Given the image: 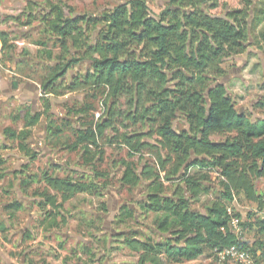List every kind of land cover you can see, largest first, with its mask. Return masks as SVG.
Masks as SVG:
<instances>
[{"label": "trees", "instance_id": "1", "mask_svg": "<svg viewBox=\"0 0 264 264\" xmlns=\"http://www.w3.org/2000/svg\"><path fill=\"white\" fill-rule=\"evenodd\" d=\"M238 1L241 7H234L232 0H169L159 19L150 15L143 0H132L95 17L74 18L67 17L60 5L50 4L42 16L46 35L60 48L54 66L43 80V91L59 95L60 86H66L70 92L90 90L96 97L104 98L105 103L104 115L95 124L74 130L73 143H68L71 141L68 137L62 139L63 130L51 125L49 137L59 140L57 144L64 149L66 146L67 151H80L87 166L104 161L105 152L100 144L105 142L128 149L131 157L144 152L151 154L163 173L174 162L172 175L182 173L181 186L169 195L164 184L158 182L161 176L155 169L145 165L138 174L128 160L115 164V179L130 189L143 181H152L146 199L140 203L142 211L159 216L155 222L159 239L155 241L145 235V240L137 236L124 238V245L139 254L140 264L203 260L234 246L254 256L260 252L264 262V239L251 247L228 231L230 217L226 204L234 199L232 191H241L250 202L263 206L249 175L264 179V119L254 122L237 112L227 88L219 82L226 75L222 67L226 60L244 54L250 47L247 18L254 0ZM220 8L222 13H215ZM28 17L31 24V17L35 16ZM259 22L257 25L262 21ZM7 39V34L0 31L3 52ZM47 56L52 58V53ZM83 63L88 66L85 72L70 77ZM259 108L264 110V100ZM180 117L188 125V131L174 129ZM27 118L26 128L32 129L41 116ZM137 126H142L143 131L128 132ZM121 127L127 130L122 132ZM5 134L13 141L22 136L25 142L30 131L17 134L7 129ZM214 135L226 140L213 142ZM21 149L32 161L37 159L25 143ZM193 168H216L226 181L218 203L204 213L191 206L209 193L203 183L208 177L190 176ZM92 175L80 179L53 176L49 171L41 175L45 188L33 194L41 200L36 204L52 221L51 227H58L61 214L53 216L48 208L61 212L76 196L99 195L108 188L96 183L100 178L106 179V174L92 167ZM26 179L21 182V191L28 193L39 180ZM165 180L171 179L166 176ZM7 209L16 213L22 205L14 202ZM126 214L131 216V211L128 209ZM246 226L254 228L253 223ZM255 226L264 237V221H256Z\"/></svg>", "mask_w": 264, "mask_h": 264}, {"label": "rangeland", "instance_id": "2", "mask_svg": "<svg viewBox=\"0 0 264 264\" xmlns=\"http://www.w3.org/2000/svg\"><path fill=\"white\" fill-rule=\"evenodd\" d=\"M130 1L0 0V31L6 33L8 38L4 52L0 40V176L3 177L0 179V264H140L139 254L124 245V238L137 236L144 239L145 235L155 241L159 239L155 232V222L159 216L142 211L140 203L146 199L152 181H143L137 188L130 189L115 179V164L128 160L134 164L138 174L145 165L155 169L161 176L158 182H162L167 188L166 193L172 195V191L181 186L179 179L182 175H172L174 162L169 163L166 173H163L151 154L144 152L131 157L128 149L102 142L104 161H95L87 166L80 151H67L66 146L64 149V146L58 145L59 140L49 137L48 133L49 125L60 128L63 130L61 138L68 137L71 139L68 143H73L74 130L95 124L104 115L105 103L104 98L96 97L90 90L70 92L66 86H60L59 95L43 91V80L54 66L60 48L46 35L41 24L42 16L50 4L60 5L67 17L74 18L95 17ZM143 1L150 15L156 19L169 5V0ZM232 3L234 7H241L238 0H232ZM215 13H222L221 8ZM29 14L35 16V19L31 17V24ZM247 21L250 47L244 54L226 60L222 66L226 75L219 82L227 88L236 111L255 122L264 119V110L259 108L264 100V0H254ZM259 21L262 22L257 25ZM48 53H52V58L47 56ZM87 68L83 63L69 75L84 73ZM70 77H66V80H70ZM13 83H16V89ZM121 103L125 110V100ZM38 114L41 116L39 124L32 129L26 128L27 117ZM7 129L17 134L28 130L30 136L25 142L22 136L13 141L5 134ZM120 129L122 132L127 130L124 127ZM174 129L182 132L188 131L189 127L180 117L175 121ZM131 131L141 132L143 127H132L128 132ZM235 135L232 134L233 137ZM211 140L223 142L226 138L214 135ZM23 143L37 155L35 161L21 149ZM92 167L108 176L96 181L108 188L99 195L76 196L64 205L61 212L48 208L53 216L61 214L58 227H51L52 221L45 211L38 208L36 201L40 199L33 194L35 190L45 188L40 181L41 175L49 171L53 176L69 175L80 179L82 176H93ZM189 173L196 178L203 175L208 177V181L203 183L210 189L209 193L202 195L191 206L195 211L204 213L218 203L219 194L224 191L223 182L226 181L216 168H193ZM166 176L171 180H165ZM26 177L39 180L33 183L28 193L21 191V182L27 180ZM249 180L257 195L262 197L263 206L258 207L237 190L232 191L234 199L226 205L240 215L244 231L242 239L254 247L257 241L264 239L255 226L256 221H264V179L250 174ZM14 202L22 205V209L16 213L7 209ZM128 209L131 216L126 214ZM249 223H253L254 228H248L246 225ZM250 254L252 264H264L260 252L256 256ZM182 264L242 263L232 259L221 260L213 253L203 260Z\"/></svg>", "mask_w": 264, "mask_h": 264}, {"label": "built area", "instance_id": "3", "mask_svg": "<svg viewBox=\"0 0 264 264\" xmlns=\"http://www.w3.org/2000/svg\"><path fill=\"white\" fill-rule=\"evenodd\" d=\"M227 214L230 217L228 231L233 234L237 239L242 240L244 231L239 217L234 215V211L231 207L227 208ZM216 255L221 260L232 259L233 261H238L242 264H252L251 254L249 253V251L239 250L235 246L217 251Z\"/></svg>", "mask_w": 264, "mask_h": 264}, {"label": "water", "instance_id": "4", "mask_svg": "<svg viewBox=\"0 0 264 264\" xmlns=\"http://www.w3.org/2000/svg\"><path fill=\"white\" fill-rule=\"evenodd\" d=\"M13 88H14V89H16V88H17V86H16V83H13Z\"/></svg>", "mask_w": 264, "mask_h": 264}]
</instances>
